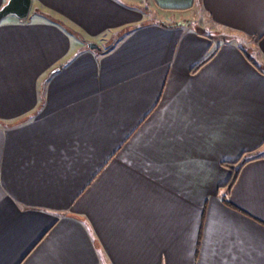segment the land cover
I'll return each mask as SVG.
<instances>
[{
  "label": "crops",
  "instance_id": "crops-1",
  "mask_svg": "<svg viewBox=\"0 0 264 264\" xmlns=\"http://www.w3.org/2000/svg\"><path fill=\"white\" fill-rule=\"evenodd\" d=\"M30 1L0 21V264H264V0Z\"/></svg>",
  "mask_w": 264,
  "mask_h": 264
},
{
  "label": "water",
  "instance_id": "water-1",
  "mask_svg": "<svg viewBox=\"0 0 264 264\" xmlns=\"http://www.w3.org/2000/svg\"><path fill=\"white\" fill-rule=\"evenodd\" d=\"M30 4V0H7V2L0 8V21L9 15H13L19 20L26 19L29 13ZM89 48L92 50L100 49L95 43H90ZM58 71L59 67H55L48 72L42 81V89H44L46 82Z\"/></svg>",
  "mask_w": 264,
  "mask_h": 264
},
{
  "label": "trees",
  "instance_id": "trees-1",
  "mask_svg": "<svg viewBox=\"0 0 264 264\" xmlns=\"http://www.w3.org/2000/svg\"><path fill=\"white\" fill-rule=\"evenodd\" d=\"M76 37H78L81 42L84 44V48L88 49V50H92L89 48V44L90 42L85 41L84 39H82V37L76 33H74ZM97 49H93L92 51H95ZM100 50V49H98ZM216 50L205 60L203 61L201 64H199L197 67H195L192 72L198 70L203 64H205L214 54H215ZM41 95H43V90H41ZM259 159V157H245L244 155H242L240 157V159L235 162V163H223L222 165L225 168H228L231 172V176L229 178V180L227 181V183L222 187V189H224L226 191V193L229 192V190L232 188L233 184L236 181L237 175L240 172L241 168L248 162L253 161Z\"/></svg>",
  "mask_w": 264,
  "mask_h": 264
},
{
  "label": "rangeland",
  "instance_id": "rangeland-1",
  "mask_svg": "<svg viewBox=\"0 0 264 264\" xmlns=\"http://www.w3.org/2000/svg\"><path fill=\"white\" fill-rule=\"evenodd\" d=\"M114 1H116V0H114ZM103 39H105V38H103ZM103 39H102V40H103ZM106 39H107V37H106ZM105 41H106V40H104V41H102V42L100 41V42H101L100 44H102V46H103L104 48H107L106 46H109L111 41H108L107 43H105ZM103 43H104V44H103ZM105 44H106V46H105ZM107 44H108V45H107Z\"/></svg>",
  "mask_w": 264,
  "mask_h": 264
}]
</instances>
